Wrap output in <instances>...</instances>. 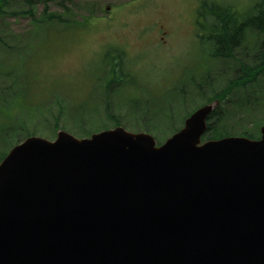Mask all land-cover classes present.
Segmentation results:
<instances>
[{
  "label": "water",
  "instance_id": "95a60500",
  "mask_svg": "<svg viewBox=\"0 0 264 264\" xmlns=\"http://www.w3.org/2000/svg\"><path fill=\"white\" fill-rule=\"evenodd\" d=\"M157 145L122 126L31 136L0 164V264H264V126Z\"/></svg>",
  "mask_w": 264,
  "mask_h": 264
},
{
  "label": "rangeland",
  "instance_id": "374dc122",
  "mask_svg": "<svg viewBox=\"0 0 264 264\" xmlns=\"http://www.w3.org/2000/svg\"><path fill=\"white\" fill-rule=\"evenodd\" d=\"M212 1L241 12L258 0ZM200 3L53 0L46 9L43 3L0 1V152L31 134L54 139L62 130L84 138L116 121L164 143L207 98L241 76L240 61H251L261 40L251 32L235 59L204 55L196 27ZM107 7L113 10L106 19ZM49 13L60 20L48 21ZM110 46L128 50L138 76L113 89L106 86L110 68L101 70ZM247 95L236 114L232 103ZM220 104L231 111V132L260 129L264 72L256 86L237 88Z\"/></svg>",
  "mask_w": 264,
  "mask_h": 264
},
{
  "label": "trees",
  "instance_id": "16d2710c",
  "mask_svg": "<svg viewBox=\"0 0 264 264\" xmlns=\"http://www.w3.org/2000/svg\"><path fill=\"white\" fill-rule=\"evenodd\" d=\"M24 1L29 7L43 3L47 9L48 3L53 0ZM29 12L32 13V10H29ZM46 18L50 21L54 18L57 19L58 16L55 13H49ZM196 27L199 30L198 38L205 46L204 55L207 54L211 58L235 59L236 53L245 46L251 32L256 31L261 35L258 49H255L253 54L254 58L251 61H240L241 76L230 80L221 91L214 92L212 96L207 98V102L210 103L216 99L223 102L235 89L258 84V79L264 72V0H258L251 7L249 6L246 11L241 12L235 11L233 6L219 1L201 0L197 12ZM127 53V49L119 47H113L106 52L103 64L110 68L111 74V78L106 85L108 88L113 89L128 85L131 79L135 81L138 77L129 67V65L135 66V64L127 62ZM248 98L249 95L232 103L236 114L241 112L244 105L248 103ZM230 116L231 111L225 110L222 104L210 113L208 116V129L203 136V141L217 140L227 136L260 138L261 128L259 129V125L252 130L244 128L239 132H231V129H229L231 125L229 123L231 121ZM115 125H121V123L116 121ZM7 152V150L0 152V162Z\"/></svg>",
  "mask_w": 264,
  "mask_h": 264
},
{
  "label": "flooded vegetation",
  "instance_id": "af4514ba",
  "mask_svg": "<svg viewBox=\"0 0 264 264\" xmlns=\"http://www.w3.org/2000/svg\"><path fill=\"white\" fill-rule=\"evenodd\" d=\"M109 8V7H108Z\"/></svg>",
  "mask_w": 264,
  "mask_h": 264
}]
</instances>
